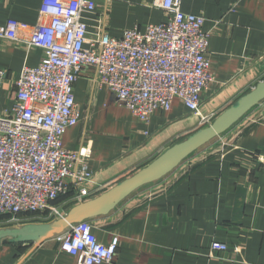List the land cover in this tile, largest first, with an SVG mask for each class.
I'll return each mask as SVG.
<instances>
[{
	"label": "crops",
	"instance_id": "crops-1",
	"mask_svg": "<svg viewBox=\"0 0 264 264\" xmlns=\"http://www.w3.org/2000/svg\"><path fill=\"white\" fill-rule=\"evenodd\" d=\"M42 1L0 0V25L13 19L35 26ZM154 2L112 0L109 34L119 38L134 26L165 22ZM182 10L203 16L209 34L214 81L198 112L175 100L169 111H156L149 123H141L117 104L92 68L75 85L80 121L67 130L63 145L88 156L93 178L87 187L93 197L209 126L264 80V0H183ZM105 11L106 4L98 0L97 14ZM91 18L89 37L98 33ZM44 60L42 50L0 39V69L7 71L0 110L12 107L23 68ZM245 117L164 179L136 191L109 215L89 220L100 242L108 245L119 238L114 264H264V102ZM72 196L70 191L58 203L64 213L74 206ZM213 242L225 244L227 251H213ZM0 264L78 263L55 237L36 247L0 243Z\"/></svg>",
	"mask_w": 264,
	"mask_h": 264
},
{
	"label": "built area",
	"instance_id": "built-area-1",
	"mask_svg": "<svg viewBox=\"0 0 264 264\" xmlns=\"http://www.w3.org/2000/svg\"><path fill=\"white\" fill-rule=\"evenodd\" d=\"M101 1L103 14H97L98 0H43L35 26L13 19L0 25V39L42 50L45 57L38 66L23 68L12 107L0 110L2 224L19 226L30 215L37 221L63 217V206L54 202L70 191L75 205L94 198L87 187L93 178L88 156L63 145L67 130L80 121L74 91L86 69L92 68L117 104L141 123H149L156 111H169L175 100L198 112L214 81L205 18L185 13L183 0H155L153 7L166 21L134 26L119 38L107 29L112 0ZM91 17L97 22L93 37ZM6 79L7 71L0 69V102ZM58 238L61 250L78 264H114L119 238L105 245L89 220ZM211 249L226 252L227 246L213 242Z\"/></svg>",
	"mask_w": 264,
	"mask_h": 264
},
{
	"label": "water",
	"instance_id": "water-1",
	"mask_svg": "<svg viewBox=\"0 0 264 264\" xmlns=\"http://www.w3.org/2000/svg\"><path fill=\"white\" fill-rule=\"evenodd\" d=\"M262 102H264V80L236 100L209 126L173 145L147 166L101 195L74 205L63 217L47 223H29L18 227L0 228V243L10 241L19 244H34L36 247L62 235L72 225L109 215L136 191L173 173L190 156L226 133Z\"/></svg>",
	"mask_w": 264,
	"mask_h": 264
},
{
	"label": "rangeland",
	"instance_id": "rangeland-1",
	"mask_svg": "<svg viewBox=\"0 0 264 264\" xmlns=\"http://www.w3.org/2000/svg\"><path fill=\"white\" fill-rule=\"evenodd\" d=\"M1 111H2V107H1ZM31 222L32 221H34V222H36L37 220H30ZM30 221H27L28 223L30 222ZM30 222V223H31ZM23 224V223H22ZM22 224H20V225H22ZM7 227H18V225L17 224H13V225H5V224H2V222H0V228H7Z\"/></svg>",
	"mask_w": 264,
	"mask_h": 264
},
{
	"label": "trees",
	"instance_id": "trees-1",
	"mask_svg": "<svg viewBox=\"0 0 264 264\" xmlns=\"http://www.w3.org/2000/svg\"><path fill=\"white\" fill-rule=\"evenodd\" d=\"M69 195V193L68 194H66V195H62V196H60L54 203L55 204H58L60 201H61V198L63 197V196H68ZM75 205V204H74ZM3 219H5V218H3V217H0V220H3Z\"/></svg>",
	"mask_w": 264,
	"mask_h": 264
}]
</instances>
